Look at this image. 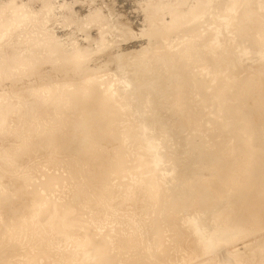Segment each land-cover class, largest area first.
<instances>
[{"label":"rangeland","instance_id":"obj_1","mask_svg":"<svg viewBox=\"0 0 264 264\" xmlns=\"http://www.w3.org/2000/svg\"><path fill=\"white\" fill-rule=\"evenodd\" d=\"M27 1L29 0H7L0 3L6 8L10 7L7 15L4 14L11 18V25L6 31H11V27L14 30L16 27L19 29L26 27L30 20H33L34 24L27 26H30L29 29L32 31L36 29L39 32L41 30L50 32V29H54L53 34H56L54 38L60 40L59 44L62 46L60 53L69 56L71 60L69 62L65 60L68 63L62 61L45 66L48 71L43 67L45 72L50 73L43 72L42 75H46L44 76L46 79H42L43 76H30L34 69L27 66L20 72L22 81L0 84V106L9 105V111L12 112L11 118L5 122L12 123L9 128L11 130H5L2 135L9 141L5 145L0 142V153L15 155L16 158L19 155L17 161L14 156L13 171L7 177L0 178V240L5 242V246L0 248V263L47 264L48 261L51 264H92L90 260L82 259L81 255L88 245L72 247V244L67 245V241L86 236L101 238L106 236L110 252L115 254L118 264H123L119 262L122 259L119 252L120 249L123 251L124 247L128 252L123 253V258L132 257L133 264L134 262L152 264L156 261L157 263L160 261V264H216L217 261V264H264L262 245L264 202L261 203L264 196L260 199L261 205L258 207H254L256 203L250 205L248 208L251 210L250 214L242 216L237 213L246 208L239 200L240 192L246 190L245 187L250 182L245 177L250 171H256L259 164L264 167V0H45V4L36 5L37 7L34 6L30 11L29 9L13 11L17 10L15 6L11 9L15 5L13 3L24 4ZM96 13L98 19L95 21L91 18L95 17ZM84 53L87 54L80 57ZM75 59L78 62L75 63ZM35 77H38L37 80ZM90 84L96 86L89 87ZM84 87H87L85 92L90 94V99L85 101V104L67 105V94L60 97L48 95L44 102L31 101L44 89L49 91L62 89L73 93ZM192 95L196 96L193 98ZM177 100L181 111H176L179 106ZM111 101L114 106L112 109L120 113L117 121L114 122L113 117L110 118V113H106L105 118L98 120L97 116H101L100 109L106 108ZM186 101H190L191 104L187 114L183 113L187 108ZM37 106L41 107L37 112L39 109L45 110L44 112L51 114L53 120L60 118L67 120V124L60 122L61 127L56 124L48 127L49 132L55 135H52L51 139L57 134L59 136L60 131L62 139L65 136L66 140L72 137L71 140L74 139L75 143L69 139L67 148L64 146V149L61 147L55 150L58 143L56 137V140L54 139L56 143L53 142L55 145L51 146L54 140L50 142L51 147L41 143V147L32 151L33 153L30 151L27 155L21 154L28 146L33 145L32 140L43 139L44 135L42 134L40 138L41 133L30 120V114L35 112L33 108ZM0 112H4L3 107ZM109 120L114 122V127L122 138L129 139V144H125L127 153L124 160L127 159V162L124 161L122 164H127L132 170L124 174L120 180L108 173L101 179L104 182L108 181L105 188L115 193L113 199L115 202L125 196L129 198L132 193L142 189L143 198L141 195L138 198L134 197L133 208L127 206L132 203L131 200L124 206L125 209L104 205L99 198L102 197L101 184L98 183L96 176L98 173L96 170L99 169L91 165H88L90 169L83 166L84 154L88 150L84 145L78 146L79 143L84 144L83 142L89 141L87 139L91 137V133L95 135L99 129L107 128L110 125ZM86 122H91L90 126L95 123V128L92 125L87 131L89 124ZM92 127L95 130H92ZM139 129H142L143 140L133 138ZM56 130L58 132H55ZM115 137L112 135L106 140H101L100 145L89 149L90 152L94 151V157H102L100 160L102 166L107 164L108 159L116 161L118 159L121 140L117 141L119 138ZM226 140L229 143L225 142ZM72 143L73 145L69 146ZM88 143L85 145L87 144L89 148ZM54 150L64 152L65 157H58ZM256 154L260 155L259 160ZM165 156H168L167 162ZM20 157L23 159L19 160ZM1 162L0 159V165ZM91 177L96 183L89 179ZM260 179L264 180L260 177L254 184L256 183L259 189H264L262 186L264 181ZM85 181L89 184L86 185ZM47 182L48 185H45ZM105 188L103 187L104 191ZM88 189L96 193L92 194ZM210 193L211 195L216 193L218 200L214 199L207 203ZM169 194L173 195L170 197ZM91 195L96 206H91L93 203V200L90 201ZM196 197L197 201H194ZM97 199L99 203H96ZM166 199L172 204L167 206ZM83 200L86 201L85 204ZM227 200L228 203H224ZM42 201L46 202L45 209ZM87 201L91 204L88 202L86 207ZM229 201L230 205L233 204L231 206L233 209L229 206ZM81 202L83 205L81 209L85 208L82 209L84 212L87 210L85 213L82 211L83 214L80 210V216L76 217L77 219L81 217L80 221H84L82 229L69 227L63 230L52 226L53 209L63 212L74 209L77 205L81 206ZM192 202L193 206L190 205ZM137 203L140 206H137ZM205 204L208 208L202 209ZM30 207L32 212L29 211ZM96 209L103 211L102 223L95 216ZM90 212L94 213L95 218L89 214ZM223 213L226 216L232 214L223 217L229 218L226 224L229 227L218 229L217 216H223ZM157 215L158 219L162 217L164 219L159 222L155 219ZM171 216L175 217L176 221L179 220L180 224L176 225L175 219L173 221ZM165 218H169L171 223ZM46 219L47 221H44ZM95 220L96 224H100L108 233L99 234L100 231L95 229L97 228ZM168 224L171 225L170 228H165ZM23 225H26V228L22 229ZM174 229L178 232H174ZM181 229H186L187 232L183 231L187 234H183ZM127 234L132 238L126 236ZM137 235L142 238H138ZM214 237L216 240L221 238L218 242L224 240L225 242L221 247L219 244L222 242L218 243L214 250L208 253L206 252L208 243L213 242ZM121 238L124 239V244ZM126 240H133L128 241L129 245L132 244L128 246ZM150 240L153 244L149 242ZM58 241L59 246L56 245ZM38 242L40 250L36 247ZM47 242L48 244H45ZM162 245L166 248L168 245L165 252L170 251V258L169 252L168 255L167 252L162 253L166 249ZM158 250L163 251L156 252ZM153 251L159 256H155L158 257L156 261ZM40 252L43 253L42 257H45L33 261ZM146 254L150 257L148 258ZM240 254L241 256H238ZM161 255L162 259L165 257L166 262L164 259V262L162 261ZM168 259H171V262ZM237 259L243 262H236Z\"/></svg>","mask_w":264,"mask_h":264},{"label":"bare ground","instance_id":"obj_2","mask_svg":"<svg viewBox=\"0 0 264 264\" xmlns=\"http://www.w3.org/2000/svg\"><path fill=\"white\" fill-rule=\"evenodd\" d=\"M25 1V0H24ZM47 1V0H46ZM5 2H7V0H0V3L2 4V3H5ZM46 2H45V0H29V1H27L26 3H24L23 4V2H15V3H13V4H15V5H13L12 6V8L11 9H14L15 7H16V9L17 10H13V11H18L19 12V10H21V9H23V10H25V9H29V11L30 10H32V9H34V6H36V5H39V4H45ZM1 4H0V84H3V83H6V82H8V81H12L13 83H17V82H20V81H22V74H20V72L24 69V68H27V66H29L31 69H34L33 71H34V73H31L30 74V76H38V77H41V76H43V78L42 79H46V78H44V76H46V75H42L43 74V72H45L44 71V69H45V66H47L48 67V65H51V64H53V63H61L62 61H64L65 63H68L70 60H71V58L69 57V56H66L65 54H61L62 52L60 51L61 50V48H62V46H60V44H59V41H58V39L55 37L54 38V36L56 35H54L53 33H55L54 31V29H50L51 31L49 32V31H37L36 29L35 30H31V29H29V27L32 25L33 26V24H34V22H33V20H30L29 22H28V24H26V27H23V28H20L19 29V27H16L15 28V30H14V28H10V30L11 31H6V28H9V25H11V18L10 17H7L6 15H7V13H8V9H10V7L9 8H6V6H1ZM173 6H174V4H172ZM15 6V7H14ZM45 6V5H44ZM37 7V6H36ZM35 7V8H36ZM50 7V6H49ZM39 9V8H38ZM173 9V8H172ZM37 10V9H36ZM174 10V9H173ZM4 14H6V15H4ZM95 15V14H94ZM93 15V16H94ZM168 15V14H167ZM46 16V15H45ZM168 17V16H167ZM46 18V17H45ZM92 20H97L98 19V15H97V13H96V16L95 17H92L91 18ZM26 23V22H25ZM78 23V22H77ZM31 24V25H30ZM27 25H30V26H27ZM76 25H78V24H76ZM194 28V27H193ZM196 29V28H195ZM6 31V32H5ZM193 31V30H192ZM185 33V32H184ZM258 35V34H257ZM256 36V35H255ZM139 37V36H138ZM27 38H29V40H26ZM258 38V37H257ZM260 38V37H259ZM132 41V40H131ZM250 49H251V47H250ZM262 50V49H261ZM257 51V50H256ZM259 51V50H258ZM61 52V53H60ZM88 53V52H87ZM87 53H84L83 55H81L80 57H83V56H85ZM245 53V52H244ZM89 54V53H88ZM151 55V54H150ZM147 56V55H146ZM80 57H78V58H80ZM148 58V57H147ZM167 58V57H166ZM81 59V58H80ZM151 59V58H150ZM65 60H68V62L67 61H65ZM80 61V60H79ZM73 62V61H72ZM75 63L76 62H78V60L76 61V59H75V61H74ZM44 67V69H42ZM46 67V69H47V71H48V68ZM50 67V66H49ZM39 68V69H38ZM45 69V70H46ZM149 70V69H148ZM45 72V74H50V73H48V72ZM53 76V75H52ZM37 77V78H38ZM49 77V76H48ZM55 77H57V76H55ZM23 78H25V76L23 77ZM36 78V77H35ZM37 78H36V80H37ZM50 78H52V77H50ZM39 79H41V78H39ZM128 80V79H127ZM11 85V84H10ZM21 85V84H20ZM65 85V84H64ZM137 85H138V83H137ZM69 86H71V85H69ZM96 85H93V84H90V86L89 87H95ZM8 87V86H7ZM20 87V86H19ZM85 88H87V87H84V88H82L80 91H75V92H73V93H68L67 91H65V90H62V89H55V90H52V91H49L48 89H44L41 93H43V92H45L46 93V95L43 93V94H41V93H39V92H37V93H39V94H41V95H39L38 94V97H33L32 99H31V101H33V100H35L36 102H44V101H46V99H47V97H48V95H50L51 97H53V96H58V97H60V96H65V94H67L68 95V103H67V105H70V104H74V103H77V104H85L86 102L85 101H89V99H90V94H87L86 92H85ZM139 90V89H138ZM3 92V91H2ZM19 93H21L20 91H18ZM193 94H195L194 92H193ZM197 95V94H196ZM195 95V96H196ZM178 96H179V94H178ZM194 95H192V97L194 98L195 97ZM218 99V98H217ZM196 101H197V98H196ZM243 101V100H242ZM245 101H247V100H245ZM244 101V102H245ZM228 102H230V101H228ZM227 102V103H228ZM239 102V101H238ZM21 103V102H20ZM186 103H187V108H185L184 109V111H183V113H185V114H187L188 112H189V109H190V101H186ZM192 103V102H191ZM195 103V102H194ZM177 104L179 105L178 107H177V109H176V111H181V106H180V103H179V100H177ZM210 104V103H209ZM184 105V104H183ZM196 105V104H195ZM124 106H126L125 104H124ZM185 106V105H184ZM2 107L4 108V112L3 113H1L0 112V116L2 115V117H0V142L3 144V145H5V143L7 142V141H9L8 139H5V138H3V132L5 131V130H11V129H9L10 128V126H12V125H10V124H12V123H10V124H5V122L7 121L6 119H9V118H11V114H12V112L11 111H9L10 110V106L9 105H1L0 106V111L2 110ZM62 107V106H61ZM64 107H65V105H64ZM114 106L112 105V101L111 102H109V104L107 105V107L106 108H104V109H106V110H104V109H100V117H98L97 116V118H99L98 120H100V119H103V118H105V115H106V113H110V118H112L113 117V121L114 122H116L117 121V119H118V116H119V112L117 111V110H114V109H112ZM220 107V106H219ZM14 108V107H13ZM18 108V107H17ZM16 107H15V109H17ZM23 108V107H22ZM21 108V109H22ZM38 108H41V107H39V106H37V108H33V111H35V112H32L33 114H30V120H31V122L35 125V127H37V129H38V131L41 133V137L40 138H42V136H43V139L42 140H38V139H36V140H38V141H36V140H32V144L33 145H30V146H28L25 150V152H22L21 154H26L27 155V153H30V151H31V153H33L32 151H34V150H36L38 147H41V143H45L47 146L49 145L50 146V144H52L53 142H55V140H56V137H57V140H56V142H58L57 143V149L55 148V150H58V149H61V147H63V149H64V146L67 148V144H69L71 141H73L74 139H72L71 140V138L72 137H68V139L67 140H69L70 139V142L69 143H67V140L66 139H64V138H67V136H65L63 139H62V135H61V133L62 132H58V130H56L55 132H58V133H60V135L58 136V134L57 133H55V134H57L56 135V137H54V139H51V136L52 135H54L53 134V132H49L50 130L48 129V127L49 126H53V125H55L56 124V126L57 125H60V122H62V123H66L67 124V120H65V118H60V120H53L52 118V116L50 117V113L48 114V112H44L45 110H43L42 111V109L40 110L39 109V111H41L43 114H41V112H37V110H38ZM42 108H44V107H42ZM93 109H95V108H93ZM96 109H97V107H96ZM95 109V110H96ZM20 110V109H19ZM114 110V111H113ZM171 110V109H170ZM218 110V109H217ZM11 112V113H10ZM97 112V111H96ZM114 113V115H113V113ZM90 113H91V111H90ZM99 113V112H98ZM55 114V113H54ZM89 114V113H88ZM253 114V113H252ZM107 116V115H106ZM262 116V115H261ZM12 118H14V117H12ZM130 119V118H129ZM15 120V119H14ZM110 121V120H109ZM113 121H110V125L107 127V128H105V129H99L97 132H96V134L95 135H92V133H91V137H88L89 139H87V140H89V141H87V142H89L88 143V145H89V148H88V146H86L85 145V143H87V142H83L84 144H82L81 142V144L79 143V145L78 146H82V145H84V147H87V149L86 150H88V151H86L85 152V154H84V162H83V166H85V168H86V166H96V168L95 169H99V170H96V172L98 171V173H96V176H97V181L99 180V182L98 183H100L101 184V188H99V189H101L100 191H102V197L101 196H99V198H101L100 200H101V202H104V205H108L109 207H111V208H113V207H115V209L116 208H123V209H125L124 208V206H126V203L128 202L129 203V201L131 200L132 201V203H130V204H127V206H129V207H132L133 208V199H134V197H139L140 195H141V197H142V193L144 192L142 189H138L137 191H135L134 193H132V195H131V197H129L128 198V196H125V197H122L120 200H118V201H114L113 199L115 198V193L113 192V191H108L109 189H106L105 187H107V184H108V181L106 180L105 182L101 179V177L102 176H106V173H108L110 176H114L116 179H118V180H120L121 178H123V175L124 174H127L128 172H130L132 169H131V167L130 166H128L127 164L126 165H123L122 164V162H124V161H126L127 162V159L126 160H124L125 159V154L127 153H125V151H126V148H127V146L125 145L126 143H128L129 144V142H128V140L126 139H124V138H122L121 136H120V134H118V130L114 127V122ZM197 121V120H196ZM58 122H59V124H58ZM16 123V122H15ZM86 123H88L87 125L89 126V128L87 127L86 128V130L87 131H89L90 130V128H91V126L93 125V127L95 128V126H94V124H91V126H90V123L91 122H86ZM86 123H83L84 125L86 124ZM202 123V122H201ZM200 124V123H199ZM62 125V124H61ZM61 125H60V127H61ZM84 125H82V127L84 126ZM86 125V126H87ZM86 126H84V127H86ZM130 126V125H129ZM14 127V126H13ZM59 127V126H58ZM57 127V128H58ZM92 127V130L94 129ZM132 127V126H131ZM199 128H200V126H199ZM207 128V127H206ZM85 129V128H84ZM53 130V129H52ZM95 130V129H94ZM37 131V132H38ZM142 131V129H139V130H137L134 134H135V136H133V138H135V140H143L144 139V135H143V132H141ZM42 132H44V133H42ZM39 133V134H40ZM38 133H36V135H39ZM43 134V135H42ZM49 135H50V137H49ZM77 135V134H76ZM112 135H114V136H116L117 138H119V140L117 139V141H120L121 140V148H119L120 149V152H119V154L117 155V157H118V159H117V161L114 159V160H109L108 159V162H107V164L106 165H103L102 166V164H101V161L100 160H102V157L101 156H98V157H94L93 156V152L91 151L90 152V148L93 146V147H95V146H97V145H100L101 143H100V141L101 140H106V139H108V138H110ZM247 135H249V134H247ZM55 136V135H54ZM100 137V138H99ZM115 137V138H116ZM247 137V136H246ZM52 138H53V136H52ZM99 138V139H98ZM127 138V137H126ZM35 139V138H34ZM130 139H131V137H130ZM227 139V138H226ZM245 139V138H244ZM14 140V139H13ZM12 140V141H13ZM52 140H54V141H52ZM122 140H124V141H122ZM225 140V139H224ZM52 141V143H50ZM75 141V140H74ZM73 141V142H74ZM83 141V140H82ZM55 142V143H56ZM142 142V141H141ZM141 142H139V143H141ZM225 142H227V143H229L228 142V140H226ZM12 143V142H11ZM75 143V142H74ZM44 144V145H45ZM95 144V145H94ZM130 144H132V142H130ZM53 145H55L54 143L51 145V146H53ZM73 145V143L72 144H70L69 146H72ZM115 145H116V143H115ZM142 145V144H141ZM50 146V147H51ZM118 146H119V144H118ZM32 147H34V148H32ZM83 147V146H82ZM92 147V148H93ZM9 148V147H8ZM45 148V147H44ZM52 148H54V147H52ZM75 148V147H74ZM41 149H43V146H42V148ZM125 149V150H124ZM51 150V149H50ZM54 150V153L55 152H57L58 153V157L60 156H62V157H65V154H63V153H61V152H58V151H55ZM39 151V150H38ZM36 152V151H35ZM53 152V151H52ZM146 152V151H145ZM11 153V152H10ZM53 153V154H54ZM56 153V154H57ZM42 154H45V153H42ZM49 154V153H48ZM52 154V153H51ZM258 154V153H257ZM256 154V157L258 158L259 156ZM69 155V154H68ZM116 155V154H115ZM15 156V155H14ZM14 156H11V155H4V154H1L0 153V159H1V163H2V165H0V178H3V177H7L8 175H9V173L10 172H12L13 171V168H14V164H15V159H16V161H17V158H19L18 156L19 155H17V158H16V156H15V159H14ZM21 156V155H20ZM23 156V155H22ZM96 156V155H95ZM131 156V155H130ZM155 156H157V155H155ZM61 157V158H62ZM67 157H69V156H67ZM151 157V156H150ZM168 157V156H167ZM166 156L164 157V159H165V161L167 162L168 161V158H167ZM256 157H254V158H256ZM21 158L23 159V157H20V159L19 160H21ZM257 158H256V160H257ZM259 158H261V157H259ZM259 158H258V160H259ZM111 159V158H110ZM18 160V161H19ZM32 160V159H31ZM146 160H148V159H146ZM48 161V160H47ZM46 161V162H47ZM72 162V161H71ZM81 162V161H80ZM130 162H131V160H130ZM249 162V161H248ZM247 162V163H248ZM78 163V162H77ZM100 163V164H99ZM150 163L152 164L153 162H151L150 161ZM246 163V164H247ZM258 163V162H257ZM256 163V164H257ZM264 163V162H263ZM21 164V163H20ZM28 164V163H27ZM125 164V163H124ZM155 164V163H154ZM246 164H244V165H246ZM22 165V164H21ZM53 165V164H52ZM58 165V164H57ZM64 165V164H63ZM70 165V164H69ZM72 165H73V163H72ZM258 165V164H257ZM260 165H262V164H259V166H256L257 167V170L256 171H250L249 173H248V175H247V177H245V179L246 178H248L249 180H250V182H248V184H247V186L245 187L246 188V190H244V191H242V192H240L241 193V198L240 197H237V198H240L239 200L240 201H242L241 203L243 204V206H245L246 208H244L243 210L241 209V207H243V206H237L239 209H241L242 210V212H237V213H240V214H242V216H245V215H247L248 213L250 214V209H248L249 207H250V205L252 206L253 204H255V206L254 207H258L259 206V204L261 205V203H263L264 201H262V200H264V199H262L261 201V203H260V199L262 198V196H264V189H259L258 188V186H256L255 184H254V181L256 182V180L257 179H259L260 177L263 179L264 178V167L262 168ZM24 166H25V164H24ZM87 167V168H91V167ZM97 166H99L100 168H97ZM171 166V165H170ZM240 166V165H239ZM263 166V165H262ZM244 167V166H243ZM70 166H69V170H70ZM86 168V169H87ZM93 168V167H92ZM85 169V170H86ZM94 168H93V170H95ZM41 170H42V168H41ZM41 170H39V171H41ZM83 170V169H82ZM84 170V171H85ZM92 170V171H93ZM177 170V169H176ZM89 171V170H88ZM91 171V170H90ZM172 171V170H171ZM45 172V171H44ZM174 172V171H173ZM52 173V172H51ZM82 173H85V172H82ZM172 173V172H171ZM87 174V173H86ZM90 174H92V172L90 173ZM99 174H100V176H99ZM12 175H13V173H12ZM15 175V174H14ZM233 175V174H232ZM258 176H260V177H258ZM44 177V176H43ZM90 177V176H89ZM126 177V176H125ZM127 177H129L128 175H127ZM33 178V177H32ZM84 178H85V176H84ZM92 178L93 177H91V178H89L91 181H93L94 182V180H92ZM173 178V177H172ZM22 179V178H21ZM56 179V178H55ZM72 179V178H71ZM88 179V178H87ZM88 179V181L90 182V180ZM240 179H242V178H240ZM248 180V181H249ZM261 180V179H260ZM12 181H13V179H12ZM20 181V180H19ZM25 181V180H24ZM96 181V180H95ZM114 181V180H113ZM247 181V180H246ZM261 181H264V180H261ZM260 181V182H261ZM22 182V181H21ZM89 182L88 183H86V181H85V183H86V185L87 184H89ZM158 182H159V180H158ZM171 182H172V180H171ZM24 183V182H23ZM22 183V184H23ZM48 183L49 182H47L45 185H48ZM94 183H96V182H94ZM170 183V182H169ZM240 183V182H239ZM238 183V184H239ZM242 183V182H241ZM258 183V182H257ZM81 185H82V183H81ZM91 185H93V183L91 184ZM91 185H90V187H91ZM95 185V184H94ZM97 185H99V184H97ZM110 185V184H109ZM244 185H246L245 183H244ZM258 185H259V183H258ZM8 186V185H7ZM20 186V185H19ZM119 186V185H118ZM162 186V185H161ZM236 186V185H235ZM263 187H264V185H262ZM103 187L106 189L105 191H104V189H103ZM17 188H19V187H17ZM25 188V187H24ZM86 188H89V187H86ZM93 188H95V186L93 187ZM157 188H158V190H160V188H159V185H157ZM163 188V187H162ZM175 188V187H174ZM85 189V188H84ZM92 189V188H91ZM89 190V191H91L92 192V194L94 193L93 192V190ZM169 189H171V188H169ZM233 189V188H232ZM87 190V191H88ZM98 190V189H97ZM96 190V191H97ZM162 190V189H161ZM172 190V189H171ZM87 191H86V194H88L87 196H89V193H87ZM100 191H99V193H100ZM46 192V191H45ZM55 192V191H54ZM81 192V191H80ZM90 192V193H91ZM105 192V193H104ZM158 192V191H157ZM171 192V191H170ZM217 192V191H216ZM229 192H230V190H229ZM61 193V192H60ZM96 193V192H95ZM94 193V194H95ZM239 193V194H240ZM50 194V193H49ZM26 195V194H25ZM117 195V194H116ZM160 195V194H159ZM170 195V194H169ZM171 195H173V194H171ZM171 195H170V197H171ZM210 195H211V193H210ZM233 196H234V194H232ZM49 196V195H48ZM69 196H70V194H69ZM77 196V195H76ZM86 196V197H87ZM92 196V198H91V200L90 201H92L93 200V195H91ZM95 196V195H94ZM163 196V195H162ZM225 196V195H224ZM42 197V196H41ZM96 197V196H95ZM141 197H140V199L139 200H141ZM166 197V196H165ZM165 197H164V199H165ZM84 198V200H86L85 199V196L83 197ZM136 198V199H137ZM143 198V197H142ZM153 198V197H152ZM220 198V197H219ZM76 198L74 197V200H75ZM88 199V198H87ZM94 199H96V198H94ZM214 199H217L218 200V197L216 196V193H212V195L210 196V197H208V200H206V202L207 203H210L212 200H214ZM5 199L3 198L2 199V201H4ZM41 200V199H40ZM64 200H66V199H64ZM73 200V201H74ZM83 200V203L84 202H86V201H84ZM173 200H175V199H173ZM55 201V200H54ZM68 201V200H67ZM90 201H87V203H86V207H87V204H88V202H89V205L91 204L90 203ZM94 201L95 200H93V203H92V205L91 206H93L94 205ZM166 201V204H167V206H168V204L170 205V204H172V203H170L169 202V200H165ZM164 201V202H165ZM194 201H197V197L194 199ZM65 202V201H64ZM78 202H79V200H78ZM99 203V200L97 199V201H96V203ZM135 202H137V201H135ZM134 202V203H135ZM174 202V201H173ZM177 202V201H176ZM9 203V202H8ZM59 203H61L62 204V202H59ZM112 203H114V204H112ZM115 203H116V205H115ZM138 203H140V202H138ZM137 203V204H138ZM158 203V202H157ZM224 203H228V200L227 201H225ZM224 203H222V204H224ZM237 203V202H236ZM79 204V203H78ZM81 204V206L79 207L78 205H77V207L76 208H74V209H68V210H66V211H63V212H60V211H58V209H53V211H54V216H53V225L52 226H57L59 229H63V230H67V228H69V227H76V229H82L83 228V224L82 223H84V221L83 222H81L80 221V219H81V217H80V219L78 218H76V217H79L80 216V210H81V213L83 214V210L85 209H81V207H83V205H82V202L80 203ZM85 204V203H84ZM141 204V203H140ZM140 204H138L137 206H140ZM159 204V203H158ZM180 204V203H179ZM193 202L192 203H190V205H192L193 206ZM57 205L59 206L60 204H58L57 203ZM73 205V204H72ZM99 205V204H98ZM97 205V206H98ZM206 205L207 204H205L204 206H203V208H202V206L200 207V208H202V209H204V208H206ZM225 206H227V204H224ZM235 205V204H234ZM237 205V204H236ZM30 206V205H29ZM28 206V207H29ZM42 206H44L43 207V209H45L46 207H47V205H46V202L45 201H42ZM58 206H55V208L57 207L58 208ZM74 206H76L75 205V203H74ZM94 206H96V205H94ZM134 206H136L135 204H134ZM147 206V205H146ZM185 206V205H184ZM191 206V207H192ZM229 206L231 207V206H233V204H231L230 205V201H229ZM228 206V208H230ZM263 206V205H262ZM22 207V206H21ZM54 207V206H53ZM52 207V208H53ZM61 207V206H60ZM63 207V206H62ZM85 207V206H84ZM163 207V206H162ZM179 207V206H178ZM183 207V206H182ZM223 207V206H222ZM236 207V208H237ZM264 207V206H263ZM5 208V207H4ZM65 208V207H64ZM91 209L93 208V207H90ZM89 208V209H90ZM100 208V207H99ZM101 208H102V206H101ZM106 208V207H105ZM135 208V207H134ZM208 208V207H207ZM206 208V209H207ZM232 208V207H231ZM237 208V209H238ZM260 209L262 208L261 206L259 207ZM30 210L29 211H31L32 212V210H31V207L29 208ZM35 209V208H34ZM33 209V210H34ZM60 209V208H59ZM130 209V208H129ZM145 209V208H144ZM149 209V208H148ZM227 209V208H226ZM233 209V208H232ZM237 209H235V210H237ZM253 209H255V208H253ZM252 209V210H253ZM256 209H258V208H256ZM260 209H258V210H260ZM24 210V209H23ZM27 210V209H26ZM38 210V209H37ZM64 210V209H63ZM92 210H94V208L92 209ZM97 210V209H96ZM160 210L162 211V208H160ZM170 210V209H169ZM225 210V209H224ZM230 210V209H229ZM229 210H228V212H229ZM28 211V212H29ZM40 211V210H39ZM52 211V209H51V212H53ZM83 211V212H82ZM87 210H85V212H86ZM91 211V210H90ZM147 211V210H146ZM160 211V213H162ZM220 211V210H219ZM231 211V210H230ZM233 211V210H232ZM262 211V210H261ZM260 211V212H261ZM263 211H264V209H263ZM37 212V211H36ZM65 212V213H64ZM84 212V213H85ZM96 212V217H97V219H98V221H100V223H102L103 222V211H100L99 209L97 210V211H95ZM171 212V211H170ZM46 213H48V211L46 212ZM159 213V211L157 212V214ZM164 213V212H163ZM166 213H168V212H166ZM185 214H186V212H184ZM191 213V212H190ZM232 213V212H231ZM230 213V214H231ZM234 213V212H233ZM232 213V214H233ZM258 213V212H257ZM32 214V213H31ZM50 214V213H49ZM90 215H93V217H94V213L92 214L91 212L89 213ZM171 214V213H170ZM227 214V213H226ZM231 214V215H232ZM28 215V214H27ZM29 215H30V213H29ZM174 215V214H173ZM172 215V216H173ZM223 216H221V215H219V216H217L218 217V221L216 222V228H221V229H224V228H226V227H229V226H227L226 224H227V222L229 221L228 219H225L227 216L225 215V213H223L222 214ZM231 215H229V216H231ZM89 216V215H88ZM158 216V215H157ZM164 217H165V215H163ZM171 216V218H173V221H174V219H175V217H172ZM238 216V215H237ZM241 216V217H242ZM84 217V216H83ZM162 217V216H161ZM176 217H177V215H176ZM217 217H215V218H217ZM223 217H225V218H223ZM27 218H28V216H27ZM48 218H49V216H48ZM95 218V217H94ZM159 218V216L157 217V218H155V219H158ZM170 218V219H171ZM161 219H164L163 217L161 218ZM161 219H158L159 220V222H160V220ZM169 218H165V220H168ZM208 219V218H207ZM153 220V219H152ZM178 220V219H177ZM232 220V219H231ZM44 221H47V219L46 220H44ZM94 221V220H93ZM136 221V220H135ZM175 221H176V219H175ZM207 221V220H206ZM138 222V221H137ZM152 222V221H151ZM165 222V221H164ZM168 223H171V220L169 221H167ZM180 221L178 220V221H176V225H178V223H179ZM185 222H186V220H185ZM209 222V221H208ZM86 223H88V224H90L89 222H86ZM95 224L97 223L96 222V220H95V222H94ZM157 222H155V224H156ZM173 223V222H172ZM207 223V222H206ZM142 224V223H141ZM160 224V223H159ZM158 224V225H159ZM180 224V223H179ZM97 225V224H96ZM143 225V224H142ZM153 225H154V222H153V224H152V227H153ZM161 225H162V222H161ZM166 225V224H165ZM176 225H173V226H176ZM207 225V224H206ZM91 226H92V224H91ZM169 226H171L170 224H168L165 228H170ZM184 226V225H183ZM182 226V227H183ZM198 226H199V224H198ZM93 227V226H92ZM91 227V228H92ZM141 227V226H140ZM162 227V226H161ZM163 227V228H164ZM177 227V226H176ZM175 227V228H176ZM24 228H26V225H23L22 226V229H24ZM94 228V227H93ZM92 228V229H93ZM135 228V227H134ZM142 228V227H141ZM140 228V230L142 231V229ZM155 228H157V226L155 227ZM178 228H179V226H178ZM177 228V229H178ZM187 228V227H186ZM202 228V227H201ZM36 229V228H35ZM56 229V228H55ZM90 229V228H89ZM95 229H98L99 231H100V233L99 234H106V233H108V231H106V229L105 228H103L102 226H100V224L99 225H97V228H95ZM136 229V228H135ZM148 229V228H147ZM177 229L175 230L174 229V232H178L177 231ZM30 230V229H29ZM75 230V229H74ZM134 230V229H133ZM161 230V229H160ZM168 231L170 230V229H167ZM179 230H180V228H179ZM182 230V229H181ZM184 230V229H183ZM182 230V231H183ZM186 230V229H185ZM184 230V231H185ZM1 231H3V230H1ZM26 231V230H25ZM72 231H73V229H72ZM86 231V230H85ZM134 231H136V230H134ZM138 231H139V229H138ZM140 231V232H141ZM143 231H145V229H144V227H143ZM149 231V230H148ZM148 231H146V232H148ZM166 231V230H165ZM184 231H183V234H187V233H184ZM37 232V231H36ZM91 232V231H90ZM93 232L94 231H92V235H93ZM95 232H96V230H95ZM150 232V231H149ZM160 232V231H159ZM171 232H172V230H171ZM180 232V231H179ZM185 232H187V231H185ZM33 233V232H32ZM39 233V232H38ZM54 233V232H53ZM83 233H84V229H83ZM134 233V232H133ZM42 234V233H41ZM80 234H82V233H80ZM80 234H78V236L80 235ZM90 234V235H91ZM136 234H138V233H136ZM141 234V233H140ZM152 234V232L150 233V236H152L151 235ZM159 234V233H158ZM157 234V235H158ZM163 234H164V232H163ZM167 234H168V232H167ZM170 235L172 234V233H169ZM177 234V233H176ZM176 234H174V235H176ZM179 234V233H178ZM65 235V234H64ZM83 235V234H82ZM88 235H89V233H88ZM142 236H143V234H141ZM148 235V234H147ZM165 235V234H164ZM173 235V234H172ZM192 235V234H191ZM230 235V234H229ZM249 235V234H248ZM251 235V234H250ZM249 235V236H250ZM45 236V235H44ZM126 236H128V234L126 235ZM130 236V235H129ZM128 236V237H129ZM139 235H137V237H138ZM144 236H146V235H144ZM166 236V235H165ZM180 236H181V234H180ZM234 236V235H233ZM244 236H246V235H244ZM26 237H28V236H26ZM83 237V236H82ZM107 237H108V235H107ZM141 237V236H140ZM140 237H138V238H140ZM153 237H154V235H153ZM153 237H151V238H153ZM185 237V236H184ZM189 237V236H188ZM221 237V236H220ZM42 238V237H41ZM81 238V237H80ZM132 237L130 236V239H131ZM134 238V237H133ZM138 238H137V240H138ZM142 238V237H141ZM140 238V239H141ZM155 238H157V237H155ZM173 238V237H172ZM215 239H213L214 241L213 242H210V243H208L209 245H208V247H207V251L206 252H212V249L214 250V248L217 246V244L218 243H220V242H222V243H220L219 245H220V247L222 246L221 244H223L224 242H225V240H224V242L223 241H220V242H218L219 240H218V238H217V240H216V237H214ZM37 239V238H36ZM72 239V238H71ZM75 239V238H74ZM69 240V239H67V240H69V241H67V245L69 246V245H71L72 244V247H73V245L75 246V247H82L81 245H83V246H85V245H88V247L87 248H84L83 250H85V252H84V254H81L82 255V259L84 258L85 260H90L91 261V263L92 264H118V263H116L117 261V258H115L114 256H115V254L113 255L111 252H110V248H109V243H108V240H107V238H106V236L103 238H101V237H88V236H86V237H83L82 239H78V240ZM121 239H123V238H121ZM125 239H127V238H125ZM170 239V238H169ZM183 239V238H182ZM186 239V238H185ZM190 239V238H189ZM188 239V240H189ZM38 240H39V238H38ZM48 240V239H47ZM51 240V239H50ZM58 240V239H57ZM134 240V239H133ZM133 240H128V241H133ZM136 240V241H137ZM184 240V239H183ZM187 240V241H188ZM223 240V239H222ZM23 241V240H22ZM40 241H41V239H40ZM39 241V242H40ZM62 241H63V239H62ZM128 241L126 240V242H127V245L128 246H130L129 244H128ZM135 241V242H136ZM180 241V240H179ZM17 242V241H16ZM34 242V241H33ZM39 242L36 244L37 246V249H38V244H39ZM45 242V241H44ZM119 242V241H118ZM124 239H123V241H122V243L124 244ZM134 242V243H135ZM144 242H146V241H144ZM149 242H151V240L149 241ZM160 242H161V240H160ZM215 242H216V244H215ZM261 242V241H260ZM263 242H264V240H263ZM262 242V243H263ZM35 243H36V241H35ZM63 243H65V242H63ZM120 243V242H119ZM118 243V244H119ZM133 243V244H134ZM152 243V242H151ZM151 243H149V245L150 246H152L151 245ZM163 243V242H162ZM175 243V242H174ZM181 243V242H180ZM0 248H2L3 246H5V242L4 241H2V240H0ZM43 244V243H42ZM45 244H48V242L47 243H45ZM51 244V243H50ZM58 244V245H57ZM85 244V245H84ZM122 244V245H123ZM126 244V243H125ZM135 244H137V243H135ZM138 244H139V242H138ZM148 244V243H147ZM146 244V245H147ZM153 244V243H152ZM156 244V243H155ZM166 244V243H165ZM184 244V243H183ZM35 245V244H34ZM44 245V244H43ZM56 245L57 246H59L60 245V243H59V241H58V243H56ZM66 245V244H65ZM64 245V246H65ZM66 245V246H67ZM158 245H159V241H158ZM161 245V244H160ZM175 245V244H174ZM189 245V244H188ZM259 245H261V243L259 244ZM263 245V250H264V243L262 244ZM261 245V246H262ZM56 246V247H57ZM117 246V244H115V247ZM123 246H126V245H123ZM164 245H162V247H163ZM167 246V248H168V245H166ZM260 246V247H261ZM114 247V246H113ZM138 247V246H137ZM141 247H143V246H141ZM158 247V246H157ZM165 247V246H164ZM187 247H189V246H187ZM199 247V246H198ZM40 248L41 247H39V250H40ZM46 248V247H45ZM126 247H124L123 248V251H121V249H120V252H122V253H120L119 252V254L121 255L122 254V259L121 258H119V259H121V260H119V262L121 261L123 264H133V261L134 260H131L132 259V257H129L128 259H126V257H124L123 258V253L124 252H128V251H126V249H125ZM128 248V247H127ZM147 248H149L148 246H147ZM166 248V247H165ZM164 249V252H162V253H166V255H168V252H169V258H170V251H166L165 252V250H168V249ZM191 248V247H190ZM192 248H193V246H192ZM219 248V247H218ZM253 248V247H252ZM259 247L257 246V249H258ZM42 249H44V247H42ZM134 249V248H133ZM135 249H138V248H135ZM157 249V248H156ZM155 249V250H156ZM158 249H161V248H158ZM201 249V248H200ZM206 249V248H205ZM254 249V248H253ZM252 249V250H253ZM256 249V248H255ZM254 249V250H255ZM17 250L18 249H16V252H17ZM34 250H35V248H34ZM46 250V249H45ZM116 250V249H115ZM129 250H130V247H129ZM154 250V251H155ZM171 250H172V248H171ZM185 250V249H184ZM50 251H51V249H50ZM60 251V250H59ZM153 251V256H154V261H156L157 260V258L159 257L158 255H155L156 254V252H159V251H163V250H158V251H156V252H154ZM174 251V250H173ZM44 252V251H43ZM56 252V251H55ZM130 252H132V251H130ZM135 252V251H134ZM139 252V251H138ZM200 252V251H199ZM253 252V251H252ZM35 253V252H34ZM45 253H46V251H45ZM48 253V252H47ZM60 253V252H59ZM114 253V252H113ZM125 253V254H126ZM140 253H142V251L140 252ZM146 253V252H145ZM155 253V254H154ZM161 253V252H160ZM160 253H159V255H160ZM191 253V252H190ZM262 253V252H261ZM55 254V253H54ZM118 254V253H117ZM138 254V253H137ZM144 254V253H143ZM142 254V255H143ZM158 254V253H157ZM253 254V253H252ZM22 255V254H21ZM20 255V256H21ZM42 255H43V253H41L40 252V254H38V255H36L35 256V260H33V261H36V260H41L42 258H44V257H42ZM48 255H50L49 253H48ZM119 255V256H120ZM128 255H129V253H128ZM127 255V256H128ZM135 255V254H134ZM147 255V254H146ZM164 255V254H163ZM51 256V255H50ZM79 256V255H78ZM117 256V255H116ZM149 255H147V257H148ZM152 256V255H151ZM155 256H158V257H156L155 258ZM194 256V255H193ZM238 256H241V254L240 255H238ZM247 256V255H246ZM26 257V256H25ZM42 257V258H41ZM55 257V256H54ZM63 257V256H62ZM73 257V256H72ZM143 257V256H142ZM150 257V256H149ZM148 257V258H149ZM168 257V256H167ZM217 257V256H216ZM138 258H139V256H138ZM141 258V257H140ZM146 258V256L144 257V259ZM239 258V257H238ZM9 259V258H8ZM15 259V258H14ZM57 259V258H56ZM72 259V258H71ZM74 259V258H73ZM135 259V258H134ZM137 259V258H136ZM156 259V260H155ZM161 259H162V255H161ZM160 258H159V260H161ZM163 259H164V261H165V257H163ZM163 259H162V261H163ZM241 259V258H240ZM9 260H11V259H9ZM53 260V259H52ZM66 260H67V257H66ZM167 260V259H166ZM168 260H170V262H171V259H168ZM242 260H243V257H242ZM242 260H238L237 259V261L236 262H238V261H242ZM252 260V259H251ZM254 260L255 259H253V262H254ZM4 261V260H3ZM139 262H140V259L138 260ZM145 261H146V259H145ZM163 261V262H164ZM172 261H173V259H172ZM247 261V260H246ZM245 261V262H246ZM26 262V261H25ZM65 262V261H64ZM67 262V261H66ZM153 262V261H152ZM151 262V263H152ZM159 263H157V261H156V263H152V264H160V261H158ZM163 262H161V263H163ZM166 262V261H165ZM243 262V261H242ZM244 262V263H245ZM62 263V262H61ZM138 263V262H137ZM217 263H218V261H217ZM216 263V264H217ZM241 263V262H240ZM247 263H248V261H247ZM1 264V263H0ZM6 264V263H5ZM11 264H14L13 262L11 263ZM17 264V263H16ZM30 264V263H29ZM46 264V263H45ZM47 264H51V263H48V261H47ZM58 264V263H57ZM134 264H135V262H134ZM140 264H144L143 262L142 263H140ZM147 264V263H146ZM165 264V263H164ZM167 264V263H166ZM170 264V263H169ZM171 264H173V263H171ZM237 264V263H236ZM249 264V263H248ZM253 264V263H252Z\"/></svg>","mask_w":264,"mask_h":264}]
</instances>
